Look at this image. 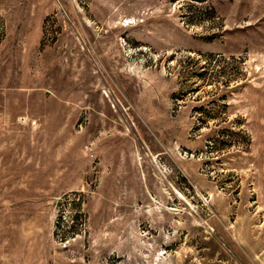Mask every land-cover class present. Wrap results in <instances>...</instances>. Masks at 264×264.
<instances>
[{
  "label": "rangeland",
  "instance_id": "rangeland-1",
  "mask_svg": "<svg viewBox=\"0 0 264 264\" xmlns=\"http://www.w3.org/2000/svg\"><path fill=\"white\" fill-rule=\"evenodd\" d=\"M0 264H264V0H0Z\"/></svg>",
  "mask_w": 264,
  "mask_h": 264
}]
</instances>
